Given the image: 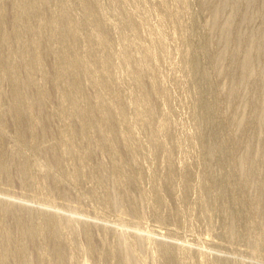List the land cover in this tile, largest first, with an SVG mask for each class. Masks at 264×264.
I'll return each mask as SVG.
<instances>
[{
	"label": "rangeland",
	"instance_id": "rangeland-1",
	"mask_svg": "<svg viewBox=\"0 0 264 264\" xmlns=\"http://www.w3.org/2000/svg\"><path fill=\"white\" fill-rule=\"evenodd\" d=\"M121 235L264 264V0H0V264H123Z\"/></svg>",
	"mask_w": 264,
	"mask_h": 264
},
{
	"label": "bare ground",
	"instance_id": "bare-ground-1",
	"mask_svg": "<svg viewBox=\"0 0 264 264\" xmlns=\"http://www.w3.org/2000/svg\"><path fill=\"white\" fill-rule=\"evenodd\" d=\"M239 121H240V120H239ZM240 123H241V121H240ZM116 203H118V202H116ZM23 228H24V227L22 226V229H23ZM24 230H25V228H24ZM25 231H26V230H25ZM28 231H29V230H28ZM26 232H27V231H26ZM26 232H25V235H26ZM27 233H28V232H27ZM29 233H30L29 235L27 234L28 237H30V235L32 234L30 231H29ZM123 236H124V235H123ZM26 237H27V236H26ZM28 237H27V238H28ZM121 238H123V239H121L122 242H121V241H120V242H121V244H123V245H122V248H124V247H123L124 245L127 246V238H126L125 236L122 237V235H121ZM139 238L144 240V236L142 237V235H140ZM120 247H121V246H120ZM122 248H121V249H122ZM24 249H26V248L23 247V250H24ZM127 249H128V248H126V250H127ZM21 250H22V248H21ZM124 250H125V248H124ZM124 250H123V252H124ZM126 250H125V252H124L125 254H124V256H123V257H124V258H123V262H124L123 264H140L139 262H137L136 257H135V255H134V252H132L131 250H127V251H126ZM30 260H32L31 257H30ZM30 260L28 259L29 264H30V263L32 264L33 260H32V261H30ZM33 263H34V262H33ZM26 264H28V263H26Z\"/></svg>",
	"mask_w": 264,
	"mask_h": 264
}]
</instances>
